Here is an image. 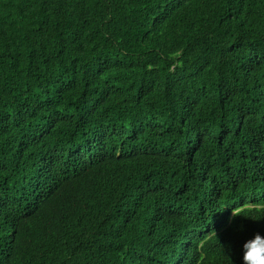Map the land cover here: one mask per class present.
I'll return each instance as SVG.
<instances>
[{
    "label": "trees",
    "instance_id": "trees-1",
    "mask_svg": "<svg viewBox=\"0 0 264 264\" xmlns=\"http://www.w3.org/2000/svg\"><path fill=\"white\" fill-rule=\"evenodd\" d=\"M257 234L264 0H0V264H243Z\"/></svg>",
    "mask_w": 264,
    "mask_h": 264
},
{
    "label": "clouds",
    "instance_id": "clouds-1",
    "mask_svg": "<svg viewBox=\"0 0 264 264\" xmlns=\"http://www.w3.org/2000/svg\"><path fill=\"white\" fill-rule=\"evenodd\" d=\"M262 239L264 238L257 234L252 240L244 242L243 264H264V244H261Z\"/></svg>",
    "mask_w": 264,
    "mask_h": 264
}]
</instances>
